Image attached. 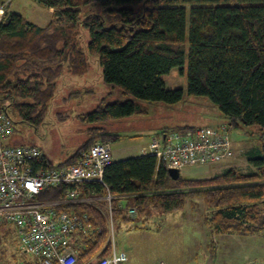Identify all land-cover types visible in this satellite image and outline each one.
Returning <instances> with one entry per match:
<instances>
[{
	"label": "trees",
	"instance_id": "obj_1",
	"mask_svg": "<svg viewBox=\"0 0 264 264\" xmlns=\"http://www.w3.org/2000/svg\"><path fill=\"white\" fill-rule=\"evenodd\" d=\"M33 1L53 10L44 27L6 8L0 21V105L10 117L36 127L43 124L58 94V81L66 73L86 76L90 58L97 59L105 83L127 98L83 115L84 122L97 126L89 128V140L59 166L74 165L79 153L96 142L121 141L120 134L103 124L147 115L143 104L182 102L184 91L168 90L165 79L186 61L188 96L210 100L232 129L258 127L252 172L232 168L211 179L175 181L164 163L141 156L114 162L106 169L105 186L86 183L83 197L104 195L107 190L130 197L125 205L137 211V219L116 209L115 223L139 222L134 228L144 229L141 224L151 211L180 212L190 197L199 196L211 211L205 221L213 234L246 236L264 231V0ZM93 6L100 12L84 16ZM84 29L90 39L82 50L78 41ZM64 190L39 199L62 201ZM63 209L87 213L96 229L76 244L77 264L108 256L105 212L83 203ZM6 227L12 226L0 229Z\"/></svg>",
	"mask_w": 264,
	"mask_h": 264
},
{
	"label": "rangeland",
	"instance_id": "obj_2",
	"mask_svg": "<svg viewBox=\"0 0 264 264\" xmlns=\"http://www.w3.org/2000/svg\"><path fill=\"white\" fill-rule=\"evenodd\" d=\"M12 7L31 21L42 17V21H39L42 23L48 18L46 7L33 0L27 3L23 0H14ZM92 12H100V7L88 8L83 15ZM80 37L78 45L80 49L85 50L90 39L88 30H82ZM89 64L90 71L86 76L74 78L66 73L58 81V94L50 104L43 124L36 127L18 117L13 118L15 132L10 139L12 145L36 146L56 166L66 162L81 149L90 138L89 128L97 126L88 125L82 116L92 113L102 104L127 99L119 89L105 83L96 58H90ZM165 82L168 90L184 91L182 102L176 105L143 104L148 110L147 115L102 125L110 132L122 136L121 141L112 144L113 157L116 161L140 155L154 136L164 130L173 132L184 128L204 129L228 125V121L210 100L188 96L187 61L184 67L173 69ZM257 132L256 126L237 131L230 130L231 139L239 147L231 162L213 167H188L181 171V177L188 180L214 178L233 167L245 173L252 172L254 167L250 163V158L254 156L259 146L258 137L254 135ZM210 213L203 199L193 196L189 198L183 211L168 215L151 211L147 222L141 224L144 229L134 228L139 222L122 225L115 223L117 247L127 252L129 261L126 264H156L159 261L167 264H197L199 257L195 256L197 253L205 252L203 233L205 227L200 218ZM137 217L138 213L131 218ZM221 238L218 240L222 241ZM210 257H213L212 253ZM29 262H32V259L22 254L18 247L15 228H1L0 264Z\"/></svg>",
	"mask_w": 264,
	"mask_h": 264
},
{
	"label": "built area",
	"instance_id": "obj_3",
	"mask_svg": "<svg viewBox=\"0 0 264 264\" xmlns=\"http://www.w3.org/2000/svg\"><path fill=\"white\" fill-rule=\"evenodd\" d=\"M13 0H8L0 10ZM230 127L192 129L185 132H160L154 136L143 156H153L168 169L180 171L188 167H213L230 162L235 149ZM14 121L7 109L0 105V226L15 228L18 247L32 259V264H77L76 244L82 235L95 234V227L87 213L63 209L73 204H92L105 212L108 227V256L91 264H126V251L117 247L115 210L126 211L135 217L137 211L125 204L128 196L104 195L83 197L82 185L98 183L105 186L106 169L114 163L112 145L96 142L79 153L74 165H53L36 146L12 145ZM64 190L62 201H45L43 194ZM117 203V205H115ZM102 249L101 252H103ZM156 264H166L159 261Z\"/></svg>",
	"mask_w": 264,
	"mask_h": 264
},
{
	"label": "crops",
	"instance_id": "obj_4",
	"mask_svg": "<svg viewBox=\"0 0 264 264\" xmlns=\"http://www.w3.org/2000/svg\"><path fill=\"white\" fill-rule=\"evenodd\" d=\"M13 1L9 4V6L7 7V10L10 12L19 13L13 9L12 7ZM23 1H25L26 3L27 1L29 2V0H23ZM6 2H8V0H0V6H2ZM15 8H18V7H15ZM47 11L48 12L46 14L48 18L45 21L43 20L44 22L42 23H40L42 21V17H37L36 19L34 18L33 19L34 21H31L26 15L24 14L22 15H24L28 19L29 22L35 25H38L40 27H44L50 21L51 14L53 12V10H50V9H47ZM224 125H227V124H224ZM230 130H233L232 127ZM145 148L142 149L140 155L127 157L120 161L143 156V150ZM233 148L235 149V152H236V149H238L239 147H237L233 142ZM113 160L114 162H120V161H116L115 159ZM207 179H211V178H207ZM200 219H201V223L204 225L206 229V230L205 229L203 230L204 243H205L204 251L205 252L202 254L197 253V255L195 256L196 258L199 257V259L197 260V264H215V262L216 264H264V231L253 234V235H246V236H242L238 234L215 235L212 233L210 225L207 224V222L205 221V216L201 217ZM146 222L147 220L143 223V225ZM220 237H222L221 238L222 241L218 240ZM210 253H212L213 257H210Z\"/></svg>",
	"mask_w": 264,
	"mask_h": 264
},
{
	"label": "water",
	"instance_id": "obj_5",
	"mask_svg": "<svg viewBox=\"0 0 264 264\" xmlns=\"http://www.w3.org/2000/svg\"><path fill=\"white\" fill-rule=\"evenodd\" d=\"M169 174H170V177L175 181L181 177V173L177 169H169Z\"/></svg>",
	"mask_w": 264,
	"mask_h": 264
},
{
	"label": "bare ground",
	"instance_id": "obj_6",
	"mask_svg": "<svg viewBox=\"0 0 264 264\" xmlns=\"http://www.w3.org/2000/svg\"><path fill=\"white\" fill-rule=\"evenodd\" d=\"M0 15H2V13H0Z\"/></svg>",
	"mask_w": 264,
	"mask_h": 264
}]
</instances>
